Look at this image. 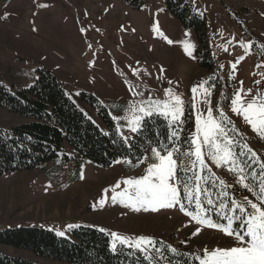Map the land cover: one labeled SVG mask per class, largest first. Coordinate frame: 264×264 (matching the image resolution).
<instances>
[{"label":"rangeland","instance_id":"1","mask_svg":"<svg viewBox=\"0 0 264 264\" xmlns=\"http://www.w3.org/2000/svg\"><path fill=\"white\" fill-rule=\"evenodd\" d=\"M182 1L204 22L214 66L210 70L198 65L193 27L184 26L167 8L166 0H0V85L15 94L30 86L36 70L43 68L101 132L115 131L126 141L136 133L127 122L133 116L129 109L142 106L149 98L162 102L172 96L182 99L183 115L174 125L179 132H186L188 141L197 133L198 118L203 132L206 110L211 108L219 119V107L231 121L226 128L236 141L237 155L246 144L263 162L264 137L253 131L242 115L231 111V99L240 91L246 106L253 96L264 95V0ZM206 96L209 103L205 105ZM29 121L0 105V128ZM166 121L170 124V118ZM202 151L209 173H214L217 181L233 185L232 199L244 202L247 196L257 202L254 192L237 193L234 174L226 166L213 164L208 148ZM240 157L243 160L244 156ZM153 159L152 148L136 161L118 158L102 166L84 159L76 164L75 177L58 185L50 182L47 165L1 174L0 230L45 227L70 238L72 229L87 226L103 229L110 244L113 232L132 241L144 236L152 244L143 252L166 248L187 258L185 264H196L192 254L202 256L205 249L237 246L234 236L197 223L179 206L157 205V211L137 212L119 198L113 202L114 191L128 188L132 193L123 182L145 175ZM253 167L257 171L259 164ZM118 182L120 186L115 187ZM201 201L204 208L212 209L202 210V214L216 222L212 212L216 213L219 205ZM185 206L195 211L194 203ZM0 253L40 264H71L1 243ZM162 264L175 263L164 259Z\"/></svg>","mask_w":264,"mask_h":264},{"label":"trees","instance_id":"2","mask_svg":"<svg viewBox=\"0 0 264 264\" xmlns=\"http://www.w3.org/2000/svg\"><path fill=\"white\" fill-rule=\"evenodd\" d=\"M166 5L184 26L193 27L197 39L198 65L212 69V55L205 41L203 20L192 13L182 0H166ZM200 55L202 58H199ZM81 96L93 100L91 95ZM0 105L12 113L30 118L29 122L12 125L7 129L0 128V175L47 165L45 167L50 182L58 185L75 177L76 164L81 160L88 159L102 166L118 158L136 161L146 149L157 147L160 143L168 145L169 134L173 131L178 134L173 143L182 150L188 147L185 143L188 141L186 132H179L175 125L170 126L159 115L145 117L144 126L128 141L115 131L101 132L64 93L55 77L43 68L36 70V77L30 86L21 88L15 94L0 85ZM247 160L248 154L243 160L240 157V161ZM202 174L209 178L200 182V187L207 192L201 200L211 199L218 206L221 199H224L225 205L229 204L232 188L222 189L218 181L213 182L208 171ZM180 178L185 179V174L180 173ZM235 189L237 193H248L247 189L238 184ZM179 190L183 196L182 185ZM222 190L228 192L229 198L218 195ZM184 203L186 205L187 202ZM219 210L226 213L229 211L227 206ZM212 214L216 222H225L216 213ZM0 243L71 264H162L164 259L173 260L175 264L188 262L187 258L178 257L166 248L161 252L147 254L117 245L113 251L105 232L87 226L72 229L70 238L56 235L45 227L6 228L0 230ZM0 264L40 263L0 253Z\"/></svg>","mask_w":264,"mask_h":264},{"label":"snow or ice","instance_id":"3","mask_svg":"<svg viewBox=\"0 0 264 264\" xmlns=\"http://www.w3.org/2000/svg\"><path fill=\"white\" fill-rule=\"evenodd\" d=\"M161 71L163 70L161 69ZM196 90V87L192 89L194 93ZM250 92L251 90H248V93ZM165 94L168 95L167 90ZM138 95H142V93H138ZM203 103L205 105L209 103L207 96ZM141 105H133L129 109L133 113L132 118L127 121L131 132L140 131L144 126V117H151L154 114L161 115L166 120L170 118L171 126L177 123L179 117L183 115V101L179 96H172L170 100L163 102L153 101L149 98L147 102L142 101ZM206 111L207 117L204 119L203 132L199 127L200 119L198 118L197 133L185 142L188 144L186 149L182 150L180 146L173 143L178 134L175 131L170 133L168 145L160 143L157 147H152L154 159L149 163L146 174L139 179H128L123 182L132 189V193L128 192V188H125L123 192L114 191L112 200L116 202L119 198L125 207H130L137 212L141 210L157 211V205L159 207L179 206L181 212L192 216L197 223L235 237L237 241L235 247L205 249L202 256L192 254V260L196 261V264H264V162L256 158V154L246 144L240 146L243 150L239 152V156L250 154L251 163L240 161L234 151L236 141L229 136L226 128V125L231 121L226 119V114L219 107L216 108L219 119L212 114L211 108ZM231 111L242 115L244 120L251 125L253 131L264 137V95L253 96L245 106L240 91H237L231 99ZM200 115L203 117L204 112L202 111ZM114 119L120 120L122 117H114ZM203 148H208L207 155L213 164L217 167L226 166L227 171L234 174L235 183L247 189L248 192H254L257 198V202H252L245 196L244 202H242L229 198L227 191H220L218 195L222 198H229L230 203L225 205L224 199H221L219 209L227 206L229 211L226 213L218 209L216 215L227 223L214 222L210 216L202 214V210L205 213L212 211L211 208H204L201 201V197L206 196L207 192L200 187V182L207 181L209 178L202 173L206 170L211 172L205 162ZM148 159L152 158H145V160ZM145 160L140 162L144 163ZM253 164H259V172L256 171ZM189 172L192 175H187ZM180 173L185 174V179L180 178ZM211 178L214 183L217 181L214 173L211 174ZM218 183L222 189L233 187L232 184H226L222 179L218 180ZM181 185L183 186V196L179 190ZM119 186L118 182L115 187ZM184 201L188 205L194 203L195 211H188ZM205 202L208 205L213 204L211 199H207ZM237 222L239 223L234 228L233 224ZM111 237L113 251L117 249V244H120L134 247L143 252L147 250L148 245L152 244V240L144 236L137 237L135 241H132L113 232Z\"/></svg>","mask_w":264,"mask_h":264}]
</instances>
